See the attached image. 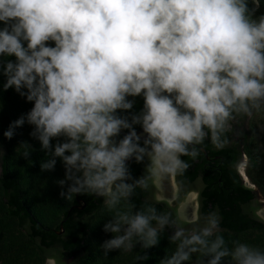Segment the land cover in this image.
<instances>
[{
	"label": "clouds",
	"instance_id": "9594fccd",
	"mask_svg": "<svg viewBox=\"0 0 264 264\" xmlns=\"http://www.w3.org/2000/svg\"><path fill=\"white\" fill-rule=\"evenodd\" d=\"M261 6L0 0V92L32 104L3 137L31 126L47 157L41 171L55 170L58 159L64 167L60 197L102 201L105 257L139 247L134 264H146L166 235L174 248L159 264H264V243L226 239L218 213L203 214L183 179V157L195 160L205 140L225 148L235 124L264 114ZM20 146L29 159L32 145ZM252 215L264 223V200ZM44 264L66 262L52 253Z\"/></svg>",
	"mask_w": 264,
	"mask_h": 264
},
{
	"label": "trees",
	"instance_id": "16d2710c",
	"mask_svg": "<svg viewBox=\"0 0 264 264\" xmlns=\"http://www.w3.org/2000/svg\"><path fill=\"white\" fill-rule=\"evenodd\" d=\"M261 3L264 12V0ZM3 79L0 76V84ZM142 105L143 99L136 98L135 109ZM0 106V149L4 152L0 157V264H44L45 256L52 253L65 258L66 264H134L142 251L139 247L103 255L100 245L110 234L102 231L108 218L102 201L86 194L71 200L60 197L57 181L64 178V167L58 159L55 170L41 171L40 164L47 157L30 137L31 126L18 128L11 140L3 137L9 124L32 104L9 89L0 92ZM263 125L264 114L244 119L227 134L230 143L225 148L217 150L205 140L195 160L183 157L190 165L183 177L187 188L201 184L200 211L218 213L228 240L264 243V223L252 215L253 205L264 200ZM22 141L34 149L29 159L22 157ZM245 160V167L237 171L236 166ZM133 170L139 175L142 166L133 165ZM246 176L256 187L246 183ZM143 198L134 197L137 203ZM173 248L167 236H162L146 264H159Z\"/></svg>",
	"mask_w": 264,
	"mask_h": 264
},
{
	"label": "rangeland",
	"instance_id": "374dc122",
	"mask_svg": "<svg viewBox=\"0 0 264 264\" xmlns=\"http://www.w3.org/2000/svg\"><path fill=\"white\" fill-rule=\"evenodd\" d=\"M263 126H264V125H263ZM263 126H262V127H263ZM242 169H243V168H242ZM190 190L199 193V183L197 184L196 188H190ZM260 200H262V198H261ZM260 200H259V201H260ZM198 202H199V208H200V205H201V203H200V196H199V200H198Z\"/></svg>",
	"mask_w": 264,
	"mask_h": 264
},
{
	"label": "flooded vegetation",
	"instance_id": "af4514ba",
	"mask_svg": "<svg viewBox=\"0 0 264 264\" xmlns=\"http://www.w3.org/2000/svg\"><path fill=\"white\" fill-rule=\"evenodd\" d=\"M197 184L198 183H194L193 185H191L188 189H190V188H196V186H197ZM200 183H199V196H200V191H201V188H200ZM187 187V186H186ZM256 187V186H255ZM201 203V202H200ZM63 260H66L65 258H63ZM68 262L70 261V259L69 260H67Z\"/></svg>",
	"mask_w": 264,
	"mask_h": 264
},
{
	"label": "water",
	"instance_id": "95a60500",
	"mask_svg": "<svg viewBox=\"0 0 264 264\" xmlns=\"http://www.w3.org/2000/svg\"><path fill=\"white\" fill-rule=\"evenodd\" d=\"M246 183L248 184V185H251V186H255L254 184H252L251 182H250V180H249V178L246 176Z\"/></svg>",
	"mask_w": 264,
	"mask_h": 264
}]
</instances>
